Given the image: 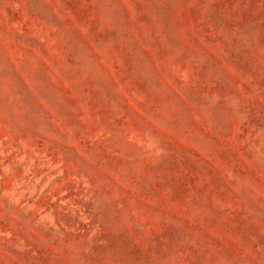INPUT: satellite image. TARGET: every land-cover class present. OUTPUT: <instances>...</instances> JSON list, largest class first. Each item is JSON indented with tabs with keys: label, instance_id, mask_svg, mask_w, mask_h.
I'll use <instances>...</instances> for the list:
<instances>
[{
	"label": "rangeland",
	"instance_id": "rangeland-1",
	"mask_svg": "<svg viewBox=\"0 0 264 264\" xmlns=\"http://www.w3.org/2000/svg\"><path fill=\"white\" fill-rule=\"evenodd\" d=\"M0 264H264V0H0Z\"/></svg>",
	"mask_w": 264,
	"mask_h": 264
}]
</instances>
